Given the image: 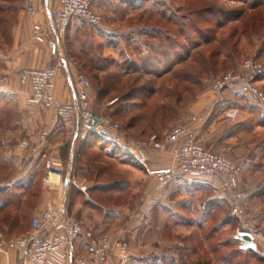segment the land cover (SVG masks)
<instances>
[{
	"label": "rangeland",
	"instance_id": "rangeland-1",
	"mask_svg": "<svg viewBox=\"0 0 264 264\" xmlns=\"http://www.w3.org/2000/svg\"><path fill=\"white\" fill-rule=\"evenodd\" d=\"M27 2L0 0V75L6 74L4 63L12 56L14 24L22 12L29 15ZM142 5L140 11L127 17L126 12L109 14L107 22L111 17L142 21L150 27L143 38L111 36L100 26L88 24L81 30L86 57L80 60L78 71L91 82V108L116 122L115 135L122 133L126 143L127 138L136 144L155 134L162 138L174 126L188 125L199 144L240 161L239 186L248 196L237 199L221 188L210 203V194L198 193L193 198L189 188L171 194L174 180H190L192 176L177 173L170 185L163 186L151 173L156 168L144 166L132 173L113 163L111 179L108 164H102L107 169L106 178L118 187L94 194L102 206L110 208V215L101 214L103 230L93 231L127 244L124 256L115 245L113 264H264V108L237 87L240 95L234 93L235 99L245 102L242 109L254 123L240 117L232 121L226 113L222 116L223 108L212 106L216 101L210 90L211 80L241 69L248 59L264 67V0H146ZM163 50L173 58L167 64ZM144 57L158 61L154 72L143 70ZM21 69L8 73L9 83L0 87V93L7 91L0 95V116L9 121L45 116L47 111L55 116L51 110L30 103L29 90L23 89L19 80L18 97L9 94L12 76ZM257 84L264 91V75ZM213 108L215 117L210 114ZM87 136L96 139L91 133ZM103 141L104 145H99L102 150L108 156L113 154L109 141ZM77 143L75 159L85 153L86 158L108 161L103 151L92 150L94 146L82 150ZM146 178L150 189L143 186ZM205 178L209 177L196 179L207 181ZM55 180L56 175L49 179ZM78 190L75 184L63 190L70 210L82 201ZM147 196L151 197L149 202ZM173 199H177L175 203ZM17 225L25 227L22 221ZM240 231L253 234L254 248H242L236 238Z\"/></svg>",
	"mask_w": 264,
	"mask_h": 264
},
{
	"label": "crops",
	"instance_id": "crops-1",
	"mask_svg": "<svg viewBox=\"0 0 264 264\" xmlns=\"http://www.w3.org/2000/svg\"><path fill=\"white\" fill-rule=\"evenodd\" d=\"M145 1L94 0L95 10L102 13L105 18L104 23L100 25L101 30L111 36L133 37L134 40L143 38L150 28L146 23L126 18L119 20L113 17L107 22V19L109 14L126 12L127 17L132 12L140 11ZM27 4H34L38 11L33 16L26 15L24 12L19 15L13 27L12 56L6 59L3 69L6 73H12L19 68L57 67L59 73L55 81V96L61 101L72 102L74 100L72 78L81 66L80 60L86 57L83 46L85 41H80L84 37L81 30L84 29L86 23L74 20L62 41L61 51L58 54H52L48 47V40L55 38L56 35L51 24L50 9L58 6L60 0H28ZM83 40L86 39L83 38ZM17 80L18 75L14 74L12 76L13 87L8 90L10 95L18 97L17 94L21 88H18L20 85L18 86ZM3 92L0 93L1 97L7 94V91ZM234 93L240 95L238 89H233L225 93L226 96H223L220 101L212 104L217 110L223 108L221 112L223 117L226 111L234 106H239L241 109L245 107V102L235 99ZM0 100L2 101V98ZM214 108L213 111L211 109L210 114L212 113L215 117L217 112ZM247 114L246 110L242 109L240 118L248 123H254ZM12 120L9 121L0 116V264H23L20 262L21 252L17 249L16 242L23 235L31 232V220L34 215L41 214L47 208L61 202L64 196V186L71 178H75V186L82 194V201L74 204L71 212L76 214L85 227L100 231L103 230L100 222L101 214L110 215L107 213L110 208L102 206V202L96 199L94 194L109 187H118L115 181L106 178L107 169L102 164H108L111 179V164L113 163L132 173L133 170H143L144 166L148 169L174 166L172 155L169 152L148 151L146 160L136 158L134 152L130 153L127 150L133 144L132 138H127L129 141L126 143L122 133H117L115 139L108 142L113 150V154L109 156L106 151L102 150L103 146H99L104 145L101 137L94 140L87 136L78 141V147L82 150L94 146L92 150L103 151L108 161H98L89 156L86 158L85 153L83 156L80 153L75 159L76 142L71 140L67 129L50 112L47 111L45 116H24ZM44 130L49 131L47 137L42 136ZM93 142L97 144L94 145ZM50 166L57 169V173L53 174L56 175L54 182L49 181L51 177L47 178V170ZM207 177H209L205 178L208 179L207 181L196 179L202 177L174 180L170 185L171 194L179 191L183 193L184 189L189 188L193 192V198L198 193L210 194L209 199L212 203L213 194L218 193L222 188L223 177L221 174ZM145 181L146 184L143 186L150 189V180L146 178ZM131 182L134 181L131 179ZM149 189L147 190L148 195H150ZM158 196H160L158 202L163 205L162 196L160 194ZM149 198L151 197L147 196L148 202L151 200ZM173 200L175 203L177 199ZM194 209L195 205H193ZM176 211L178 212V209ZM16 221H25V227L17 225ZM114 250L107 264H113ZM86 255L88 253L84 244L76 240L68 248L64 258L53 256L47 264H74L77 256Z\"/></svg>",
	"mask_w": 264,
	"mask_h": 264
},
{
	"label": "built area",
	"instance_id": "built-area-1",
	"mask_svg": "<svg viewBox=\"0 0 264 264\" xmlns=\"http://www.w3.org/2000/svg\"><path fill=\"white\" fill-rule=\"evenodd\" d=\"M93 2L94 0H60L58 6L50 9L51 24L56 35L55 38L48 40L52 54L61 51L62 41L74 20H80L92 27L102 24V16L95 10ZM37 11L38 8L34 4L28 5L29 15H35ZM58 73L57 67L53 66L22 68L18 73V80L29 90V102L51 110L74 142L88 133H94L109 142L115 139L118 124L110 117L94 111L90 106L91 82L87 75L80 71L73 75L74 100L64 102L58 99L54 92ZM263 75V65L248 59L241 69L228 71L221 77L211 80L210 90L218 102L226 91L239 87L244 94L253 97L256 103L264 108V91L257 84ZM9 81L10 74L0 75V87L6 86ZM241 114L239 106L226 111L227 119L232 121ZM48 134L49 131L44 130L42 136L47 137ZM127 150L130 153L134 152L136 158L140 160H146L148 151L169 152L174 166L151 171L163 186L170 185L177 173L192 177L221 174L224 190L229 191L237 199L248 196V193L239 186L241 163L199 144L188 125L174 126L162 138L155 134L141 139ZM55 173L56 167L50 166L47 178ZM70 184H75V180L71 178L64 188H70ZM248 234L254 240L253 234L250 232ZM76 240L82 241L88 255L77 256L74 264H107L115 245L122 256L126 254L128 247L124 242L115 243L107 233H96L93 229H86L73 215L65 199L47 208L43 213L34 215L31 220V232L18 239L16 247L21 252L20 262L23 264H47L53 256L64 258L66 251Z\"/></svg>",
	"mask_w": 264,
	"mask_h": 264
},
{
	"label": "trees",
	"instance_id": "trees-1",
	"mask_svg": "<svg viewBox=\"0 0 264 264\" xmlns=\"http://www.w3.org/2000/svg\"><path fill=\"white\" fill-rule=\"evenodd\" d=\"M162 52V54L164 55V58H165V60H167V62H166V64L168 63V61H170V60H172L173 58L171 57V53L169 52V51H167V50H163V51H161ZM138 57L139 56H141V52L139 51V53H138V55H137ZM159 60V59H158ZM142 64L141 65H143L144 66V68L145 69H143V70H146V71H148V72H154L155 71V69H157L158 68V65H159V63H158V61H156V60H153V59H150L149 57H144L143 59H142ZM138 69L140 70V68H141V66H140V64H138ZM91 135H93L94 137H99L98 135H96V134H94V133H91ZM23 223H25V221H22ZM16 224H17V221H16Z\"/></svg>",
	"mask_w": 264,
	"mask_h": 264
},
{
	"label": "water",
	"instance_id": "water-1",
	"mask_svg": "<svg viewBox=\"0 0 264 264\" xmlns=\"http://www.w3.org/2000/svg\"><path fill=\"white\" fill-rule=\"evenodd\" d=\"M236 238L240 240L242 248L245 249L254 248V241L247 231L238 232Z\"/></svg>",
	"mask_w": 264,
	"mask_h": 264
}]
</instances>
